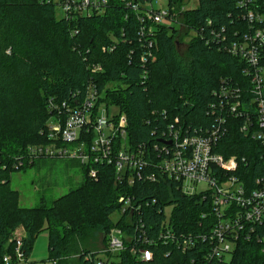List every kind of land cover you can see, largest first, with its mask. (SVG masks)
<instances>
[{
  "label": "trees",
  "instance_id": "trees-1",
  "mask_svg": "<svg viewBox=\"0 0 264 264\" xmlns=\"http://www.w3.org/2000/svg\"><path fill=\"white\" fill-rule=\"evenodd\" d=\"M151 2L108 0L103 14L69 22L60 19L46 0H0V259L11 254L9 238L21 227L26 255L36 236L47 230L48 259L52 264H66L65 257L76 249L82 230L104 236L114 226L111 215L117 212L121 195L133 196L140 205L134 221L141 220L149 236L158 230L163 205L172 206L171 222L176 230L191 232L199 222H207L200 218L209 210L207 201L184 196L167 181H140L133 187L118 184L113 168L107 165H89L95 169V178L89 177V167L83 166L78 186L50 205L40 198L35 207H20L18 192L10 187L11 173L44 160L31 161L26 153L30 146L49 143V99L73 104L83 97L88 84H94L100 101L115 106L118 114L125 116L128 145L144 146L153 157L157 153L153 148L162 147L172 122L188 134L216 125L218 113L211 111L209 103L214 102L212 92L222 79L247 90V80L241 76L244 64L223 48L246 29L236 0H197L195 8L180 14L184 33L201 31L185 46L183 56L177 51V30L159 26L155 60L146 67L143 79L136 38L139 13L127 4L142 7ZM182 4L183 0H167V6ZM260 4L264 12V0ZM112 45L111 52H103L102 48ZM93 66L101 67V71L92 73ZM239 125L237 120L227 121V131L215 153L244 157L248 163L240 167L246 173L243 178L251 180L259 173L257 145L239 132ZM17 158L21 166H17ZM123 219L116 225L132 233ZM151 250V262L135 261L123 252L119 254L120 264H190L193 255L162 244ZM89 253V249L79 252L77 264H92ZM232 264H264V253L255 242H241Z\"/></svg>",
  "mask_w": 264,
  "mask_h": 264
},
{
  "label": "built area",
  "instance_id": "built-area-1",
  "mask_svg": "<svg viewBox=\"0 0 264 264\" xmlns=\"http://www.w3.org/2000/svg\"><path fill=\"white\" fill-rule=\"evenodd\" d=\"M46 2L56 8L60 19L69 22L103 14L108 6V0ZM260 3L261 0H236L243 11L246 29L223 46L244 64L241 76L247 80V90L230 79H222L212 92L214 102L209 103L211 111L218 113L216 125L188 134L172 122L167 126L168 137L163 138L162 147L153 148L157 152L153 157L144 146L132 148L128 145L125 116L108 117L107 102L100 101L101 95L94 84H88L83 97L73 104L48 100L49 143L28 147L26 154L31 161L62 159L78 161L88 167L90 164L107 165L113 168V179L118 184L133 187L140 181H167L173 183L180 194L198 197L209 204L208 212L200 214L207 222H199L191 232L176 230L171 222L172 206L163 205L159 208L162 218L158 230L149 236L143 231L141 220L134 221L140 205L134 202L133 196H119L117 216L111 220L114 226L104 235L106 248L87 256L92 264H120L119 254L123 252L135 261L148 263L153 259L151 249L159 244L178 248L182 253L192 252L190 264H232L233 254L241 242H255L264 253V12ZM127 6L139 13L136 17L139 23L136 32L140 50L138 65L145 79L146 67L155 60L157 28H175L180 24L177 17L184 10L175 5L160 10L153 8L151 3L142 7L131 3ZM192 32L195 36L201 33ZM222 41H226L225 37ZM113 49V45L102 48L103 52ZM100 71L99 66L91 68L92 73ZM229 119L239 121V132L257 145L259 173L254 179L243 178L246 173L240 167L248 163L244 157H224L215 153L216 145L227 131L225 124ZM21 164L19 161L17 166ZM88 175L96 177L91 166ZM122 218L132 233L116 225ZM24 237L25 232L20 227L12 232L9 238L12 252L3 255L0 264H32L22 248Z\"/></svg>",
  "mask_w": 264,
  "mask_h": 264
},
{
  "label": "rangeland",
  "instance_id": "rangeland-1",
  "mask_svg": "<svg viewBox=\"0 0 264 264\" xmlns=\"http://www.w3.org/2000/svg\"><path fill=\"white\" fill-rule=\"evenodd\" d=\"M197 0H183L182 9L190 10L196 7ZM153 8L167 9V0H152ZM148 6V5H147ZM178 24L177 39L180 41L177 51L180 56L185 53V46L195 37L192 31L184 33L185 29L180 22V15L177 17ZM108 117L118 114L117 108L113 105L107 107ZM78 161L62 159H44L37 162L33 167L10 174V187L18 192V204L20 207H35L39 204L40 198L45 200L47 205L78 186L83 177L82 167ZM88 173V172H87ZM117 213L111 215L116 218ZM21 228V227H20ZM82 238L78 239L77 247L70 255L65 257L66 264H77L78 253L89 249L92 253L103 251L105 246L104 236L92 230H82ZM48 232L42 230L35 238L28 254L32 264H52L48 259Z\"/></svg>",
  "mask_w": 264,
  "mask_h": 264
}]
</instances>
